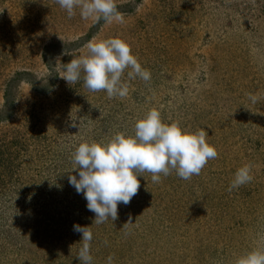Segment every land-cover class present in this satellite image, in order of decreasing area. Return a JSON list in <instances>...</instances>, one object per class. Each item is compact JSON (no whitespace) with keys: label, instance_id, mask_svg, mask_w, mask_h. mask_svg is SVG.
<instances>
[{"label":"rangeland","instance_id":"obj_1","mask_svg":"<svg viewBox=\"0 0 264 264\" xmlns=\"http://www.w3.org/2000/svg\"><path fill=\"white\" fill-rule=\"evenodd\" d=\"M116 3L124 22L106 24L55 0H0V264H81L75 224L91 228L92 264H235L264 247V0ZM93 37L124 39L151 80L128 69L127 97L112 99L83 73L69 85L63 65ZM152 108L206 130L218 157L191 180L142 173L118 219L94 224L68 182L72 153L134 135ZM245 164L253 180L229 191Z\"/></svg>","mask_w":264,"mask_h":264},{"label":"clouds","instance_id":"obj_2","mask_svg":"<svg viewBox=\"0 0 264 264\" xmlns=\"http://www.w3.org/2000/svg\"><path fill=\"white\" fill-rule=\"evenodd\" d=\"M55 2L69 18L79 9L84 20H103L106 24L124 22L116 0ZM85 48L86 52L63 65L60 77L69 85L78 82L83 73L85 88L91 92L106 91L112 99L127 97L129 84L122 77L128 69V80L140 78L146 83L151 80L150 71L141 66L130 45L122 38L93 37ZM251 99L255 101V97ZM207 137L208 132L203 128L192 132L183 129L178 121L163 122L160 111L152 108L137 120L134 135L118 132L106 143H80L72 153L74 167L69 171H75L77 175L69 174L68 182L78 194H83L87 209L95 214L94 224H103L108 219L114 222L118 219V204L128 205L137 195L140 188L137 177L142 173H151L153 183H160L162 175L167 177L172 172L183 180L200 175L208 161L218 157L215 146L207 142ZM251 172L250 164L238 168L228 190L250 183L253 180ZM128 223H132L131 220ZM73 227L74 231L82 233L77 259L81 264H92L90 226L75 224ZM113 261L114 256L109 255L107 264H113ZM235 264H264V247L240 256Z\"/></svg>","mask_w":264,"mask_h":264}]
</instances>
